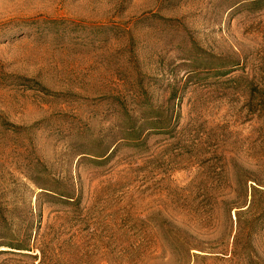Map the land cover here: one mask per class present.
Returning <instances> with one entry per match:
<instances>
[{
    "label": "rangeland",
    "instance_id": "rangeland-1",
    "mask_svg": "<svg viewBox=\"0 0 264 264\" xmlns=\"http://www.w3.org/2000/svg\"><path fill=\"white\" fill-rule=\"evenodd\" d=\"M259 188L264 0H0V264H264Z\"/></svg>",
    "mask_w": 264,
    "mask_h": 264
},
{
    "label": "trees",
    "instance_id": "trees-1",
    "mask_svg": "<svg viewBox=\"0 0 264 264\" xmlns=\"http://www.w3.org/2000/svg\"><path fill=\"white\" fill-rule=\"evenodd\" d=\"M256 189L258 190V188H253V190ZM259 189L261 190V192L264 193V188H259ZM247 225L253 227H255L256 225H264V206L259 207V210H257V212H254L253 214L250 215V218L247 220ZM248 232H250L249 228H248ZM236 237H237V233H234L231 247L229 249V253L231 254V256H233V254L235 253ZM246 257L248 261H251V257L249 254H247Z\"/></svg>",
    "mask_w": 264,
    "mask_h": 264
}]
</instances>
